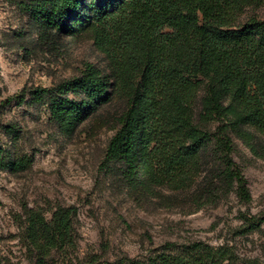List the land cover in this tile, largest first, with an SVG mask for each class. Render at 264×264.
Wrapping results in <instances>:
<instances>
[{
	"label": "trees",
	"instance_id": "trees-1",
	"mask_svg": "<svg viewBox=\"0 0 264 264\" xmlns=\"http://www.w3.org/2000/svg\"><path fill=\"white\" fill-rule=\"evenodd\" d=\"M30 14L41 40L90 37L109 71L86 63L79 76L31 92L66 136L120 101L105 165H115L129 193L190 194L196 210L231 195L252 201L235 161L237 142L264 157V20L243 18L262 0H7ZM19 140V129L7 131ZM33 157L0 146V169L29 170ZM161 196V195H160ZM74 207L50 217L26 213L22 240L34 264L74 249ZM247 220L250 229L257 223ZM95 264H233L225 248L197 243L146 262ZM246 264H260L249 261Z\"/></svg>",
	"mask_w": 264,
	"mask_h": 264
},
{
	"label": "rangeland",
	"instance_id": "rangeland-1",
	"mask_svg": "<svg viewBox=\"0 0 264 264\" xmlns=\"http://www.w3.org/2000/svg\"><path fill=\"white\" fill-rule=\"evenodd\" d=\"M264 20V0L248 7L244 19ZM86 63L109 71L107 56L90 37L41 40L30 14L0 0V146L33 157L29 170L0 169V264H34L23 240L26 213L50 217L74 207V249L55 252L48 264H95L129 258L146 262L197 243L229 251L233 264H264V157L237 142L235 161L252 195L248 204L235 195L196 210L190 194L131 195L116 171L106 166L114 119L123 108L115 101L64 135L48 109L31 105V92L79 76ZM19 129V140L7 132ZM261 221L250 229L247 220Z\"/></svg>",
	"mask_w": 264,
	"mask_h": 264
}]
</instances>
